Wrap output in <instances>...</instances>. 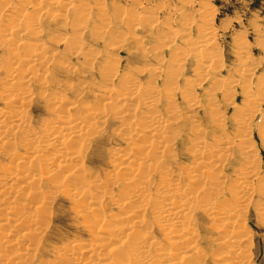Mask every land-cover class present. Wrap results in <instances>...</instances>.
Masks as SVG:
<instances>
[{
	"label": "bare ground",
	"instance_id": "6f19581e",
	"mask_svg": "<svg viewBox=\"0 0 264 264\" xmlns=\"http://www.w3.org/2000/svg\"><path fill=\"white\" fill-rule=\"evenodd\" d=\"M0 1V48L4 51L0 57V70L4 73L0 83V264H203L201 258L207 254L213 264H251L250 234L246 232L245 216L253 205L264 223V172L251 142L250 126L256 123L260 109L249 95V89L242 91L241 105L233 107L237 116L233 124L236 136L232 138L222 132V135L212 136L210 143L199 134L196 126L192 128L195 136L186 149L192 159L177 170L170 169L175 162L174 145L180 132L176 128L178 109L173 102L179 89L176 69L182 68L189 54L199 60L197 74L198 70L204 73L212 69V74L219 70V55L212 50L216 41L213 43L215 33L210 18H203L207 21L198 26L195 24L197 35L195 41H191L189 19L182 13L184 8L180 9L179 18L187 26L173 30L167 44L170 46L181 33L185 34L182 41L186 46L197 47H188L186 54L180 47H174L168 56L171 68L165 71L167 67L163 65V72L162 63L166 64L163 62L166 60L156 55L158 45L155 49L140 46L142 56H151L155 64H145L139 69L124 67L126 71L120 73L116 86L113 80L118 75L120 58L113 53L112 59L106 58L104 66L98 67L102 82L99 90L105 93L103 100L96 106L71 101L64 105L63 112H58L64 102L62 95H48L43 85L46 69L38 73L40 69L34 65L38 62L40 66H47L54 60L48 56L45 43L38 38V15L43 12L64 22V17L72 14L74 21L71 20L70 25L74 29L86 28L88 21L93 19L94 24L90 22L87 30L96 38L103 33L102 25L108 23L105 2L97 0V13L92 14L83 0L77 4V0H22L21 7H10L16 16L13 20L17 18L11 22L3 17V7L9 1ZM25 4H30L33 10L27 12L22 8ZM119 9H115L111 19L118 29L110 42L112 49H117L120 42L132 35L130 31L119 29L128 19ZM144 9L142 15L137 10L132 11L131 18L136 23L143 20L144 25V21L150 20L149 8L144 6ZM76 32L59 35V39L65 43L66 54H81L90 65L94 55L85 49ZM15 35L30 38L15 40ZM244 48L241 44L238 51L245 53ZM53 63L57 68L66 66L64 60ZM142 73L149 75L145 85L141 83ZM160 77L165 79H162L165 81L162 86L155 81ZM34 82L42 88L37 93L30 88ZM233 85L223 87L229 104L235 101ZM191 92L188 88L181 92L190 108L197 103L191 100ZM160 95L164 98L162 108L166 115L156 106ZM97 96L101 95L94 97ZM38 99L42 102L54 99L55 103L43 104L46 116L33 123L29 109ZM211 106L210 111L214 108ZM215 113L214 117H209L217 127L222 126L221 118ZM257 119L263 143L264 113ZM110 121L115 126L111 137L123 145L106 147L108 161L118 176L104 170L98 175L85 164L90 145L104 136ZM233 147L238 149L241 162L232 170L229 184L223 186L224 166ZM59 196L69 200L72 214L80 218L78 225L87 238L71 237L62 241L61 245L52 246L50 258L37 262V247L47 233L52 216L50 205ZM199 215L207 217L208 229L216 232L212 253L202 254L196 244ZM154 230L161 232L160 239L153 235Z\"/></svg>",
	"mask_w": 264,
	"mask_h": 264
},
{
	"label": "rangeland",
	"instance_id": "374dc122",
	"mask_svg": "<svg viewBox=\"0 0 264 264\" xmlns=\"http://www.w3.org/2000/svg\"><path fill=\"white\" fill-rule=\"evenodd\" d=\"M8 1L9 3L6 2L8 5L3 7V15H4L3 17H5L6 20L9 18L8 20H12L11 22L13 21L15 22L17 18L13 20L14 19L13 17L15 16V15L13 16V12H14L13 9L19 6L20 1L22 0H8ZM83 1L85 2L84 4L87 3L88 6L86 5V7H88V10L91 8L89 11H91L92 14L97 13L95 6L96 5L95 2L97 0L95 1L83 0ZM102 1L105 2L104 7L106 8V12L108 14L107 17L108 23H106V25L104 26L102 25L101 28L102 29L104 28L102 30L103 33L101 34L100 37H96V38L93 37L91 32L87 30L90 29V26L94 24L93 19L92 21L91 19L88 21L87 25L89 26H87L86 28L74 29V26L70 25L72 24L71 22L74 21L72 14H67L66 16L68 17L66 16L64 17L65 18L64 22L62 21L63 19L61 20L56 18H50L43 12H41L38 15V26H39L38 28L40 31L38 34V38L40 37L41 41L45 43L44 45L46 47V52L48 56L52 58L54 57L53 61L64 60V63H66V66L62 68H57L53 63V61L51 62L53 64L50 63L51 65L48 64L47 66L46 65L40 66L39 65L40 63L38 62L34 63V65L37 64L36 67L40 69L38 73L46 69L44 72L45 78L43 77L44 80L43 85L48 95L59 93L60 95H62L64 99V102H62L58 107L59 110L58 112L61 111L63 112L64 105L71 101L85 102L87 104L96 106L99 104L100 100H103L102 98L105 96V93L99 90L100 89L99 85L102 82L100 80L98 67H100L101 65H102L101 67H103L104 60H107L108 57L112 59L113 53L117 54L118 58H120L118 75L113 80L114 86L118 85L119 75H121L120 73H124L127 67L128 69L130 66L132 68L135 67L139 69L142 68L145 64L146 65L155 64V60L151 56H149L150 58H144L142 56L140 46L142 48L145 47L147 49L150 48L155 49L158 45L159 48L157 47V49H159V51L157 52L156 55H159L163 57L164 60H166L163 61L166 64L162 63V71L164 70L163 69L164 66L167 67L165 69V71H167L168 69L171 68L170 67L171 62L170 60H168L170 50L178 46L186 54V52L188 51L187 49L191 48L190 46L192 47L195 46L191 44L186 46L182 41L184 39L183 36H185V34L183 35L181 33L178 35V37H175L173 39L174 42L170 46H168L167 41L170 40L171 37L173 36L171 32H173V30H178V29L180 30L182 28L184 29V26L186 27L187 25H190L189 29L193 37L191 41H195L193 40L195 39L194 36L197 35L196 34L197 27H195L196 26L195 24L197 23L198 26L199 23L206 22L207 20L205 19H208L209 17L210 18L209 21L212 22L213 24L212 27L214 26L213 30L215 35L213 36H215L216 40L214 39L213 43L215 41L216 42L215 45L213 44L214 48L212 47V50L214 49V52L217 51V54L219 55L218 56L219 58L217 60V65L219 67L217 68L219 70H217L218 73L214 72L213 74L211 72L213 71L212 69L204 71L205 74L199 73L202 71L198 70V74H199L198 75L197 69L199 68L197 67H199L198 66L199 60L194 59V57L190 56L189 54L185 57L183 65L180 66L182 68L176 69L177 85L180 91L182 90L181 92H184L188 88V90L192 91L190 93L191 94L190 97L194 98V99L191 98V100H194L197 103L192 108H190L189 106L187 107L186 105L187 103H185L183 96L181 95V92H179V89L177 88L178 91L176 92V97L174 98L173 102L178 109L176 111L177 112L176 115H178L179 120L176 128L178 132L179 131L180 132L179 135L176 137L175 145H174L175 162L170 165V169L177 170L181 167L182 164H187L192 159V157H190L189 154H186V149L189 146L190 139H192L195 136V133L192 131V128L197 126V128H199V134L206 141L210 143L212 136L214 137L215 135H222V132L223 134L227 132L225 134L232 138L236 136L235 125L233 124H235L236 121L235 118H237V116L234 114L233 107L241 105L243 101V95H242L243 90L249 89L250 91L249 95L253 97L254 100L257 101L258 103L260 114L262 115L264 113V88H263L264 87V46H263L264 0H102ZM77 2L79 3L81 2V0L80 1L77 0L76 4ZM14 5L16 6L14 7ZM11 6L12 8L13 7L14 8L11 9L10 8ZM118 6L120 9L118 8ZM144 6H146V8H149L148 12L150 14L148 15L150 17V20L149 21L146 20L147 22L144 21V25H143V20H141V22L136 23V21L133 20L131 17H133L132 15L134 14V12L132 11L134 10L135 11L137 10L140 15L145 14ZM22 8L26 9L27 12L33 10L30 4H25ZM116 8L119 9L122 14L128 16V19L127 20L125 19L127 23L121 24L119 29L124 30L126 32L130 31L132 35L128 37V40H125L124 42L123 41L120 42L117 49L115 48L112 49L110 42H112L114 34H116L118 31V29H116L115 27V24H113L114 23L113 20H111L113 19L112 16H114V14L116 13L115 12ZM180 9L181 10L183 9L182 11L184 12L182 13H184L185 16L188 17L190 24L188 22L187 25H184L183 24L184 20L179 18L178 11ZM59 12H62V10H59ZM126 27H130V28L126 29ZM75 31H77L76 33L79 35L78 39L80 38L79 41L83 43L85 49L91 50V52L94 55L93 57L94 61H92L93 63L90 64L91 66L85 62V59H83L84 57H82L83 55L81 56V54H78V56L77 55L75 56L74 54H66L67 52L65 51V43H63V41L59 39L60 36H62V34L63 36L65 35L67 36L69 34L75 33ZM80 32L81 34H79ZM106 33L108 35H105ZM17 38L23 40H29L30 37L28 36L27 38V36L25 35H20V36L15 35V40ZM48 38L51 39V41ZM87 44H89V46ZM241 44L245 46L244 48L245 53L238 51V47H240ZM0 49H1L0 50V57H1L2 55H4V51L2 50V48ZM62 57H65L66 59ZM140 65L142 66L140 67ZM144 74L147 73H142V75H140L141 83L143 85H145L144 83L148 82V76H149L148 74L147 75ZM0 75H1L0 76V83H1L4 79L3 70H0ZM160 78L155 79L156 84L158 86H162L163 82L165 83V81L162 82V79L163 80L165 79L163 77ZM184 81L185 82L187 81V84L184 83ZM191 82L192 84H190ZM231 84H234L233 93L235 94V101H234L235 105H233L234 103L233 104L227 103V98H226L227 93L224 92L225 90L223 88L226 86L231 87L230 86ZM259 87L262 88L260 89V91H259ZM30 88L34 93H37L40 89H42V88L39 89V85L35 82L30 85ZM257 89L258 92H261V94H258ZM97 94L98 95L100 94L101 96L94 97ZM160 97L162 99L158 98L156 106L157 109L163 113V115H166L165 111L163 112L164 108H162L164 106L163 104L164 98L162 97V95H160ZM54 99L46 100L45 102H42L40 99L34 101L33 105L29 109L33 123H37L39 119L41 120L43 117L46 116V112L45 109L43 108V104L44 106L46 104L51 105L55 103L53 102ZM210 105L214 106L215 110L211 106L213 110L210 111L211 109ZM215 111H217L216 112L217 116L220 117L221 122H223L222 126L217 127L218 125L214 122V120L213 119L211 120V118L214 117L213 115ZM260 114L258 117H256L255 120L256 123L259 120L257 118H260L261 116ZM111 123L112 121H110L109 125L106 127V132L104 136L100 140L94 142L95 144L92 143L90 145V148L87 152V156L85 158L86 166L94 170V172L98 175L103 174L102 173L103 170L104 172L113 173L116 176L119 175L114 171L113 169L114 166L111 163H109L108 161L109 159L107 158V154H106L107 148L116 144H121V142L118 139L111 137V130L115 128V126L113 125L114 123L112 124ZM256 123H252L250 126L251 129L250 136H251V142L253 143L254 148H256L255 150L259 157L260 169L261 171L264 172V145H263L264 142L262 143L263 138H261L260 135L261 133L259 132ZM231 151L232 154L227 164L224 166V174L226 177H224L223 179V186L229 184L230 180L232 179V177H230L232 170L238 166L239 162H241L238 149L233 147ZM211 170L213 171L214 168H212ZM70 207L71 205L69 200L61 196L56 197L53 200L52 204L50 205L52 216L50 218V221L48 222L47 233L45 234V236H43L41 243L37 247V253H36L37 262L39 261V259L50 258L52 246L59 244L61 245L62 241L64 242L65 240H68L71 237L82 238V239L87 238L86 232L83 229H81L78 225L77 221H79L80 218H76L73 216ZM253 207H254L253 205L249 206L245 216V223L247 225L246 232H249L250 234V241L248 245L251 254L250 255L251 264H264V223H262V220L258 218V215H256L255 213L256 209H254L255 207L254 208ZM110 208L115 211V209L112 206H110ZM197 219H198V223L199 222L200 223L197 226V230H196L197 234H199V237L196 240V244H198L199 248L202 251V254L207 252L212 253L213 248H215L214 246H216L215 244L216 243L215 236H217L215 235L216 232L213 229L211 230L210 228L208 229L210 221L207 217L199 215L197 216ZM209 234H212L211 236L213 235L215 236L211 237ZM153 235L156 238L160 239L161 232L158 230H154ZM212 239H214L215 242ZM163 246L165 247V245ZM208 256L209 255L207 254L205 257L201 258L203 264H213L210 257Z\"/></svg>",
	"mask_w": 264,
	"mask_h": 264
}]
</instances>
